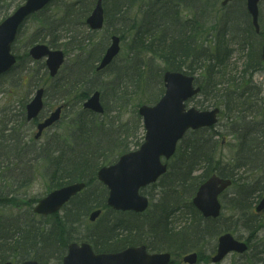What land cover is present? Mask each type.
Wrapping results in <instances>:
<instances>
[{
  "label": "trees",
  "instance_id": "16d2710c",
  "mask_svg": "<svg viewBox=\"0 0 264 264\" xmlns=\"http://www.w3.org/2000/svg\"><path fill=\"white\" fill-rule=\"evenodd\" d=\"M96 2L53 0L27 21L36 22L29 47L47 43L52 48L64 49L67 55L70 44L80 50L76 31L89 30L86 19ZM220 3L221 0H103L104 28L109 29L114 23L120 28L110 31L109 36L119 33L121 39L131 38L124 57L120 54L107 69L97 71L96 63L101 57L96 61L80 52L52 79L44 65L29 66L33 61L26 51L19 55L13 70L0 77L1 95L9 79L17 85L38 87V73L42 74L46 94L53 93L57 104H64L73 115L66 136L56 133L45 143H39L28 139V126L33 123L26 120L23 102L20 110L12 105L13 91L7 93L9 103L0 106V264L30 258L46 264L52 257L61 263L67 244L81 240L89 242L96 252H116L140 244L151 251H200L206 241L230 231L233 224L250 233L249 251L239 256L241 264H264V238L256 237L260 215L253 211L254 201L264 192V108L252 103L247 94L251 84L255 87L252 77L263 67V32L255 33L247 14L243 16L247 25L242 26L241 15H228ZM8 14V9L0 5V19ZM57 32L71 33L70 41L60 43ZM89 33L98 32L89 30ZM234 43L244 44L249 50L244 69L238 75L229 64L230 45ZM159 58L162 67L156 65ZM166 70L197 74L201 94L209 104L222 108L223 117L231 119V134L237 139L236 153L224 166L217 158L218 137L222 132L215 127L190 131L179 143L167 173L151 186L159 190L158 201L151 202L143 214L114 212L106 204L108 191L98 181L97 173L102 166L116 162L122 154L141 145L144 131L138 107L155 104L160 99ZM98 75H105L101 87L95 79ZM242 80L250 83L247 88L242 89ZM159 84L162 87L156 89ZM96 90L101 92L105 108L102 115L82 109L83 102ZM39 167L49 181V191L74 182L87 184L67 206H73L64 221L70 235L95 209L119 216L110 223L103 213L89 226L91 234L78 233L79 238L63 237L56 227L48 232L37 227L35 232L27 219L6 216L5 211L11 207L27 202L32 208L37 202L19 200L27 199ZM242 171L253 175L244 177ZM214 173L233 180L232 187L222 195L231 219L222 216L204 219L191 204L199 185ZM183 208L190 219L177 227L172 220ZM58 246L63 253H59Z\"/></svg>",
  "mask_w": 264,
  "mask_h": 264
},
{
  "label": "water",
  "instance_id": "95a60500",
  "mask_svg": "<svg viewBox=\"0 0 264 264\" xmlns=\"http://www.w3.org/2000/svg\"><path fill=\"white\" fill-rule=\"evenodd\" d=\"M52 0H26L13 14L0 23V75L9 71L16 63L12 53L20 25L30 15L42 10ZM232 0H223L226 5ZM247 10L252 16V22L257 32L259 25L260 0H246ZM87 24L93 30H100L104 25V10L101 1L87 19ZM120 38L112 37V43L104 54L98 70L106 68L120 52ZM30 55L40 60L47 57L46 65L52 77L56 76L65 61L62 50H52L46 44H36L30 50ZM264 60V42L262 47ZM165 93L152 106L142 105L139 114L143 117L146 130L144 143L139 149L124 154L110 166L102 167L98 172V179L109 189L107 203L116 210L143 212L149 205V199L140 193V189L152 184L167 171V164L162 158L170 159L176 151L177 143L189 129L210 127L217 123L219 108L198 110L194 107L186 108V102L198 94L200 87H195V77L177 71H166L163 76ZM44 89L36 92L35 97L27 105V119L37 118L44 108ZM84 108L96 113H103L100 92L96 91L85 103ZM62 107H58L37 126L35 138L41 137L43 131L61 118ZM232 181L217 175L211 176L198 189L193 204L205 217L216 218L221 213L219 195L226 190ZM85 187V183H74L55 189L42 198L34 211L41 215L58 212L64 204ZM257 212L264 210V199L256 208ZM101 211H95L90 219L94 221ZM248 249L245 242L234 238L230 233L218 239V249L212 258L214 263L222 261L229 253H244ZM196 253L184 257L189 264H196ZM170 253L150 254L145 245L131 246L118 253L96 254L88 243H72L63 264H169ZM5 264H11L10 262ZM20 264H39L35 260L24 261Z\"/></svg>",
  "mask_w": 264,
  "mask_h": 264
},
{
  "label": "rangeland",
  "instance_id": "374dc122",
  "mask_svg": "<svg viewBox=\"0 0 264 264\" xmlns=\"http://www.w3.org/2000/svg\"><path fill=\"white\" fill-rule=\"evenodd\" d=\"M23 0H0V5L4 8L8 9V12L11 13L13 9L16 7V5ZM260 8V22L264 21V0H261L259 4ZM223 12L227 13L228 15H231L233 17H236L237 15H241L242 17L245 12H246V5H245V0H233L229 5L224 7ZM249 17V16H248ZM244 18H241L240 23L242 26L247 25V20H243ZM250 19V18H248ZM1 20V19H0ZM115 24V23H114ZM114 24L110 25L109 29L104 28L102 31L98 32L97 34H90L89 30L87 28L83 29H78L76 31L77 34V41L76 43L79 45V48H74V44H70L68 46V49L70 51V54L67 55V61L72 62L76 55L81 52L80 55H85L87 57H90V59H94L98 61V57H102L104 51L109 45V32L120 29L116 24L117 27H115ZM25 30L22 32V34L17 38L16 43H15V48L14 52L16 55H23L26 51L29 49V39L32 33L33 27H35L36 22H33L32 20L26 23ZM57 34H60V43H68L70 41V35L71 33L69 32H57ZM116 35H119L117 33ZM73 37V36H72ZM72 39V38H71ZM131 38L126 37L122 39L121 42V55L122 57L125 56L127 50H128V45L130 43ZM106 43V46L103 48V44ZM237 43V40H236ZM230 49H232L231 53V58L229 61L230 68L235 74H239L243 69L244 65L247 62L246 55L248 53V48L244 44L241 46L236 45L235 43L230 45ZM104 49V50H103ZM150 56V54H149ZM98 63V62H97ZM96 63V64H97ZM45 64V59L39 62L38 68L40 65ZM156 65L159 67L164 66L162 60L156 59ZM36 67V66H35ZM46 68V67H45ZM46 71V70H45ZM39 79H38V87H29L27 85H17V83H13L11 79H9L4 87V92L1 93L0 95V106L4 107L7 103H9V99L6 98L7 93L9 91H13L15 93L13 103L12 105L16 108V110H20L22 108L21 102L26 105L31 98L34 96L36 90L40 87H45L43 85L46 81V79H43L42 74H39ZM98 82L99 87L103 86V82L105 81V75H98L95 78ZM253 85L251 84V89L250 92L247 93L251 96L250 101L252 103L256 102L257 105L263 106L264 108V65L262 68L256 71L254 76L252 77ZM163 83V82H162ZM242 89L245 87L247 88L248 80H242ZM16 86V87H15ZM162 87V84L158 85L156 87L159 88ZM164 88V86H163ZM243 90H241L242 92ZM253 92H256L257 95L255 96ZM56 96V95H55ZM45 101V111H44V116L48 115L52 110H54L58 104L56 101V98L54 97V94H46L44 97ZM189 107H196L201 110H206V109H211L213 105L209 104V101L205 98L204 94L198 95L195 97L191 102L188 103ZM70 109H66L64 111L62 120L54 127L51 129H48L47 131L44 132L43 136L39 140V143H45L48 141L53 135L56 133H61V135L66 136L67 132V126L68 123L70 122L71 118L73 117L72 112H70ZM215 129L219 130L222 132V135L218 137L219 141V148L217 151V158L220 160V164L226 165L229 162H231V159L233 158L234 154L236 153V148H237V139L236 136L231 134V119L227 117H223L222 115L219 118V122L216 125ZM28 139L33 138L34 135L37 132L36 126L34 124L28 126ZM130 140H132V137H130ZM243 176L248 177L253 174H249L246 171H242ZM50 190V184L49 181L47 180L44 172L42 171L41 167L37 169L36 177L33 182V184L30 186L28 189V194L25 196L27 199H20L19 201H29V200H38L39 198L43 197L46 195ZM159 190L154 189L153 187H149L146 191V194L149 196L151 202H157L159 199ZM184 197L183 200H186V197L184 194H182ZM264 197V192L261 194V196L258 198L257 201H254L253 205V211L255 212V207L258 205V202L261 198ZM182 202L184 203V201ZM223 205V210H222V217L223 218H230L231 219V211L229 210V207L226 203L225 200L222 201ZM73 206L71 205L70 207H66L64 210H62L59 214L56 216H51L47 218H42V217H37L36 215H33L32 208L29 206H19L14 208H9L5 211V215H16L19 216L23 219H27V221L30 222L29 227L35 229L34 231L37 232V227L41 228L45 232H48L52 230L54 227H56L59 230V233L63 237H68L69 232L68 228L65 226V216L68 213L70 209H72ZM106 212V211H105ZM104 212V213H105ZM259 219H260V228L259 232L257 234V240L258 238H264V212L259 214ZM119 215L109 212L105 213L104 217L110 221V223H113L116 218ZM190 219L189 216H187L186 210L183 208L180 211L175 213V216L173 217V222L175 226L180 227L186 223ZM91 226V223L88 221V217L86 216L85 219L77 226L76 230L72 231V237L74 236L75 238H79L81 234L82 235H90L92 232V228L89 227ZM229 233L233 234L237 239L239 240H247L250 237V233L242 226H238L236 224H233L231 226V230L228 231ZM70 235V236H71ZM215 238V237H214ZM209 239L206 241V243L203 244V247L200 248V251H198L200 255V261L197 264H241V258L236 255V254H231L227 256L222 262L220 263H212L211 262V257L215 254L216 251V246H217V239ZM255 243V242H254ZM61 246H63V243H61ZM64 248V246H63ZM58 251L59 253H63L64 251L59 250L58 246ZM174 259L177 261L176 263L181 261L182 259V253H188L187 251L183 252L182 250H172ZM46 264H61L58 261V258L52 257L51 259L47 260Z\"/></svg>",
  "mask_w": 264,
  "mask_h": 264
}]
</instances>
